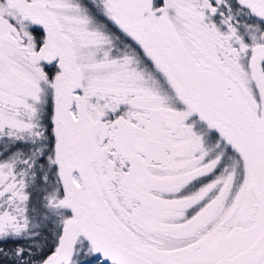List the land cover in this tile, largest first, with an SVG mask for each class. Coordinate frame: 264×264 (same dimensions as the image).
I'll list each match as a JSON object with an SVG mask.
<instances>
[{"label":"snow or ice","instance_id":"snow-or-ice-1","mask_svg":"<svg viewBox=\"0 0 264 264\" xmlns=\"http://www.w3.org/2000/svg\"><path fill=\"white\" fill-rule=\"evenodd\" d=\"M0 264H264V0H0Z\"/></svg>","mask_w":264,"mask_h":264}]
</instances>
